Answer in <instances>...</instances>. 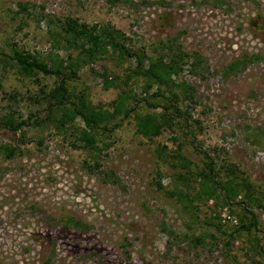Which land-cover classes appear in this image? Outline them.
<instances>
[{"label": "rangeland", "instance_id": "1", "mask_svg": "<svg viewBox=\"0 0 264 264\" xmlns=\"http://www.w3.org/2000/svg\"><path fill=\"white\" fill-rule=\"evenodd\" d=\"M66 17L118 30L146 63L166 44L187 52V64L197 53L196 71L186 66L173 77L193 86L194 100L180 103L185 128L151 139L136 131L133 113L111 119L97 138L101 151L91 154L73 146L68 131L24 127L19 138L3 125L10 111L26 118L56 80L0 67V143L22 148L12 159L0 155V264H264V207L245 203L240 187L242 204L216 207L203 197L186 209L178 191L193 192L197 182L186 189L177 180L174 157L179 142L192 168L208 155L222 179L248 182L264 205V0H0V52L75 56L50 33ZM111 55L82 66L69 82L107 109L119 90L96 74L106 70L122 81L135 64ZM245 56V65L228 71ZM131 80L132 108L152 109L146 100L155 102V88L144 92L140 78ZM244 207L256 216L260 255L249 250L246 231L226 245L250 217Z\"/></svg>", "mask_w": 264, "mask_h": 264}, {"label": "trees", "instance_id": "2", "mask_svg": "<svg viewBox=\"0 0 264 264\" xmlns=\"http://www.w3.org/2000/svg\"><path fill=\"white\" fill-rule=\"evenodd\" d=\"M56 26L58 28L50 32L53 40L55 43L63 44L67 49L77 50L75 56L68 54L67 58H62L59 54L48 53L45 57H40L19 48H14L10 55L0 52L2 69L16 67L26 75L41 73L55 77L56 80L53 88L48 91L41 90L40 99L35 102L34 110L29 112L26 118L17 120L11 111L5 114L2 123L14 135L19 132L18 137H24V127H35L36 130L53 127L57 131L73 133L75 139L73 146L82 147L94 154L101 151L97 145L98 136L107 129L111 119L121 115L129 116L133 113L136 131L147 139L161 134L166 129L186 127L187 119L180 103L182 100H189V102L194 100V88L189 83L176 82L173 77L183 71L186 66L190 67V71L195 72L202 63V58L197 53L193 54V61L187 64L186 58L189 57L187 52L179 48L176 51L174 45L172 47L166 44L156 50V55L149 58L146 63L145 53L127 48L121 41V33L118 30L109 27L96 29L72 17H66ZM108 53L112 54L111 56L115 55L119 60H134L135 63L134 66L128 67V73L122 81L117 76L111 77L106 70L96 74L101 77L105 88L114 87L119 90L116 98L111 102V109L94 105L84 92H75L69 83L73 78L78 77V71L82 66L92 64ZM248 59L250 57L245 56L243 59L234 60L228 66V71L245 65ZM133 77L143 81L142 91L148 92L155 88L152 94L155 102L146 100L152 108L147 112H135L132 108L131 102L135 100L132 89L134 82L130 83V81ZM176 88L180 89L179 92ZM77 122L80 125L79 128L75 126ZM107 146L108 143H105V147ZM165 148V145L161 146V149ZM21 153L22 148L18 141L0 143V155L5 159H12ZM204 155L203 166L192 168L193 163L182 154V144L180 142L176 144L174 157L177 163L175 165L181 169L177 171L175 177L186 189L191 182H197V188L193 192L189 189L178 191L179 201L186 209L191 208L193 202L203 197L212 200L216 207H228L233 203L242 204L243 202L237 200L240 196V187L243 190L245 203L250 205L256 203L259 207H264L255 199L248 182L243 181L241 184L229 177L222 179L215 171L213 160L208 155ZM243 209L249 213L250 217L245 222H241L233 232L228 233L226 245L229 247L232 243L234 232L246 231L249 250L260 255L258 235L255 233L257 231L256 216L251 209L246 207ZM207 224L210 223L207 222ZM215 230L223 232L219 225L215 226ZM197 240L200 243L203 238L199 237ZM45 264H50V261L47 260Z\"/></svg>", "mask_w": 264, "mask_h": 264}]
</instances>
